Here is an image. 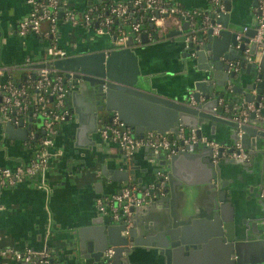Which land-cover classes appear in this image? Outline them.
<instances>
[{
    "label": "crops",
    "instance_id": "crops-1",
    "mask_svg": "<svg viewBox=\"0 0 264 264\" xmlns=\"http://www.w3.org/2000/svg\"><path fill=\"white\" fill-rule=\"evenodd\" d=\"M101 1L60 0L62 13L60 11L58 13L53 33L48 31V20H41L39 32L29 31L20 34L18 21L29 14L31 6L26 0H0V66L6 67V74L1 77L4 78L10 73L17 75L19 72L25 71L15 68V65L24 62L26 57L35 61L44 59L46 46L51 43L66 50L67 55L64 57L98 50H104L108 55L111 48L126 46L129 37H131L132 44L130 46L137 53L142 70L152 74L156 73L153 76V81L156 80L160 94L174 99L185 96L186 78L185 73L180 71L183 66L179 59V49L175 45L173 36L165 35L174 25H180L179 15L167 13L159 16L158 22L149 21V23L153 22L154 26L141 31V33L144 31L148 34L149 42L147 43H142L141 39L140 41L135 40L130 32H127L123 40H120L119 37L123 32L119 28H106L103 32H98L95 24L90 25L83 20L71 22L65 17L67 10L73 11L77 16H82L84 12L97 6ZM167 1L172 5L198 11L195 15L198 17L196 25L198 28L201 26L202 13L209 12L212 7L209 0ZM229 2L230 9L226 10L222 17L229 21L230 28L238 29L244 24L249 25L254 22L252 13L255 7L253 6L254 0H229ZM189 24L191 27L193 26L190 18ZM198 33L204 32L199 30ZM154 34H158L160 38L153 39ZM117 66L125 65L119 59ZM66 101L71 114L66 120L57 124L54 142L47 149L46 159L41 169L34 175L17 181L14 185L0 186V247L11 245L20 249L30 247L36 251H49L51 264H91L80 254L74 256L71 253L75 251L72 242H79L81 238L83 241L88 240L92 235L91 226L108 223L107 219L112 220L109 215L100 212L96 205V197L118 190L122 185L129 183L133 176L141 178V184H147L153 178V174L149 171L153 161L150 160L149 163L150 150H146L145 147L138 149L131 158L127 159L128 161L126 160L125 169L128 170L134 165V175H129L127 180H119L125 174L114 170L117 168L114 162L122 161L124 152L116 143L104 139L99 133L100 125L104 120L107 121L106 116L110 112L101 117L102 122L98 121L96 132L89 130L92 126L91 118L82 117V126L86 130L77 133L79 116L74 110V103L77 107L79 106L80 110L82 109V112L85 103L81 97L76 96L73 99L70 86ZM262 106L261 102L260 108ZM225 113L233 114V112ZM128 116L131 121L144 120L146 122L148 128L143 129L141 134L149 129L161 132L155 127L164 128L169 121L164 107L157 106L155 103H134ZM20 121H22V126L19 124ZM27 122L28 119L19 115L11 116L10 119L5 117L0 119V169L4 166L28 163L35 156L38 146L34 142V137L30 135V129L24 132V128L28 126ZM204 125V134L217 140H225V130L221 126L211 121ZM189 129L185 127V130ZM32 130L34 132L41 131L38 137L42 136L43 130L40 124H37V131ZM163 133L169 136L174 135V131L171 130ZM92 140H95L94 144H91ZM80 144H88V146H80ZM206 149L200 144L198 156L190 158L179 156L173 161H171L172 155L167 157L164 152L160 153L159 162L166 161L161 165L168 175L166 193L170 194L176 204L183 205L195 201V204L200 206L202 199L205 198L204 190L207 185L204 182L209 177L208 171L203 168L205 163H203L201 154ZM226 159L229 158L222 160L226 163L224 164L226 173L223 176L228 178L232 176V173L229 174L232 164L229 165L225 162ZM259 161L260 159L257 158L256 169L259 168ZM233 169L242 172L244 177L249 176V173L243 170L244 168L235 165ZM240 192L241 203L238 204V200L235 199L236 206L249 207V205H253L256 198V186L254 189H250L249 182L245 183ZM162 216L163 212L158 206L152 207L146 213L138 212L135 221L133 220V227L135 223L137 225L136 236L140 239L147 238L146 233L149 239H156L155 228L160 225ZM240 218L249 220L252 215L242 211L237 216V220ZM113 222L117 223L114 220ZM79 230H82L80 231L81 238ZM198 233L201 235L202 230H199ZM75 249L77 252L79 251L78 246ZM129 257L134 264H154L149 261L151 254H148L142 247H138ZM21 262L23 261L0 256V264H19Z\"/></svg>",
    "mask_w": 264,
    "mask_h": 264
},
{
    "label": "water",
    "instance_id": "water-1",
    "mask_svg": "<svg viewBox=\"0 0 264 264\" xmlns=\"http://www.w3.org/2000/svg\"><path fill=\"white\" fill-rule=\"evenodd\" d=\"M223 1L226 10H229V0ZM256 5L257 0H254L253 6ZM252 13L255 20L247 25L248 29L240 38H237L236 34L246 24L238 29H232L224 17L216 18V21L221 20L224 26L220 32L213 34L212 28L208 27L200 34L198 33L200 29L196 27L198 18L191 27L188 17L179 15L180 25H174L165 35L173 36L179 49V59L183 66L180 71L185 73L187 88L186 95L181 98L174 99L160 94L156 80L153 81L156 73L142 70L138 55L130 46L131 37L126 46L111 48L108 55L104 50H98L55 59L45 64L43 62L34 64L35 67L49 65L62 70L65 83L72 89L73 99L77 96L84 101L83 112L74 103V110L79 116L77 133L86 130L82 126V117L91 118L92 126L89 130L96 132L97 123L102 122L103 115L110 112L106 116L107 120H110L111 115L117 112L133 134L141 135L148 125L144 120L131 121L128 118L129 110L134 103H155L164 107L168 115L167 126L155 127L162 133L167 130L176 132L179 126H183L193 128L199 136L206 135L223 146L232 147L238 139L237 132L240 128L243 131L241 141L250 155V159L244 162L226 159L225 162L232 164L229 169L232 176L226 178L223 176L226 173L224 171L226 163L222 161L223 159L217 163L212 162L211 150L206 147L201 158L209 178L206 177L207 180L204 182L207 185L204 190L206 196L200 206H197L195 201L183 205L176 204L170 194L165 193L145 207L135 208L133 212L135 221L138 212L146 213L154 206L160 208L163 216L160 225L155 228L156 239H149L146 233L147 238L137 237L136 223L129 235H123V224L107 219L108 223L91 226L92 235L88 240H82L80 232L82 230H79L81 239L79 242H72L75 251L71 255L80 254L91 264H102L103 251L109 245H113L114 264H134L129 256L138 247L151 254L149 261L154 264H264V199L260 196L264 185V48L258 50L256 42L250 41L257 24L255 10ZM214 21L212 18L211 23ZM150 26H154V23L150 22ZM192 30L196 36L195 40L192 39ZM159 38L158 34L153 35V39ZM141 42H149L148 34L144 31L141 33ZM247 46L248 53L245 52ZM119 59L125 66H117ZM35 71L33 70V78ZM220 98L223 99L222 104L218 102ZM249 101H254L256 105L262 102L263 106L259 112L250 111L246 118L241 116L243 122L238 126L237 121L231 118V114L225 112L234 113L245 107ZM209 121L225 130V140H217L203 133L204 124ZM19 124L22 126V121ZM27 129L29 130L28 126L24 128V132H27ZM94 143L95 140H92L91 144ZM199 148L200 144H196L193 151L180 150L172 155L171 161L179 156L186 158L198 156ZM149 155L151 158L149 163L150 160L153 161L149 170L153 178L143 185L141 178L133 176L130 182L145 186L155 180L157 169L166 161L155 162L151 153ZM131 157L124 153L122 161L114 162L117 165L114 170L125 174L119 180H127L129 175H134V165L128 170L125 169L127 159ZM257 158L260 159L258 169L255 168ZM235 165L244 168L249 176L244 177L242 172L233 169ZM248 182L250 189L256 186L253 205L236 206L235 199L238 200V204L241 203L240 191ZM169 184L171 190L170 174ZM242 211L252 215V218L237 220ZM199 230H202L201 235L198 233ZM77 246L78 252L75 249ZM19 264L27 263L23 261Z\"/></svg>",
    "mask_w": 264,
    "mask_h": 264
},
{
    "label": "built area",
    "instance_id": "built-area-1",
    "mask_svg": "<svg viewBox=\"0 0 264 264\" xmlns=\"http://www.w3.org/2000/svg\"><path fill=\"white\" fill-rule=\"evenodd\" d=\"M212 6L211 14L209 12L202 13L200 30L205 32L208 27L212 28L213 34H218L224 27L221 20L226 11L223 0H209ZM31 6L28 15L22 17L18 21V32L25 34L29 31L39 32L41 20L49 21L50 33L55 29V23L60 11L59 0H26ZM144 5L153 10L150 11L148 19L150 21H159V16L163 14L174 13L190 18L191 23L195 24L194 17L198 11L186 9L167 0H126L121 2L111 1L109 5L95 6L88 9L77 16L71 10L65 12V17L71 22L85 21L90 25L95 24L98 32H103L114 20L129 21L131 6L137 7ZM256 12L257 24L254 27L255 33L250 37V41L256 42L258 50L264 48V0H257L254 7ZM132 15V14H131ZM215 21L211 23V19ZM141 18H135L129 23V30L133 34L134 39L140 41L141 37ZM193 21V22H192ZM248 26L245 25L237 32V38L243 34ZM123 34L119 39L123 40L127 32L121 31ZM193 33V30H192ZM192 39L196 36L193 33ZM249 47L245 48L248 53ZM67 55L64 48L57 46L55 43L46 46V56L41 61H35L30 57H26L24 62L15 65V68L29 71L28 75L35 77L32 81L27 80L21 84H17L8 79L5 75L6 67L0 66V119L2 117L11 118V116L28 117L39 116L42 118V136L39 138V144L35 156L28 163L16 164L14 166H4L0 169V186H11L17 181L28 176L34 175L41 169L46 159L47 149L54 142V136L57 131V124L70 116V108L67 106L66 95L69 91V85L64 81L63 71H59L54 66L43 65L35 67L34 64L43 62H52L57 58ZM251 60L252 58L249 57ZM35 88L36 94L29 98L28 88ZM192 100V97H191ZM193 101V100H192ZM219 104L223 103V99H219ZM260 104L256 105L254 101L247 102L246 106L238 109L231 114V118L236 120L238 126L243 122L241 116L246 118L250 111L259 112ZM242 129H238V139L232 147L223 146L221 143L207 137L206 135H198L193 128L185 130V127L179 126L174 135H167L162 132H156L149 129L144 134L136 135L131 132L130 127L119 118L117 112L112 114L111 119L103 121L99 127V133L104 139H108L118 145V147L127 155L132 156L138 149L147 147L150 150L152 158L155 162H159L160 153L171 156L180 150L192 151L196 144H202L211 150V161L219 162L223 158H231L238 162H244L249 159V152L241 141ZM30 135L34 137L36 132L30 129ZM167 172L161 167L156 171V178L148 185L142 186L135 182H129L122 185L118 190L107 195H99L96 197V205L100 212L108 214L115 222L123 224L122 234L129 235L133 227L132 214L135 208L144 207L153 198L161 197L166 193ZM261 196L264 198V187L261 190ZM115 249L113 245H109L104 251V261L102 264H114L113 256ZM0 256L12 260L24 261L27 264H51V254L49 251H36L30 247L16 248L11 245L0 247Z\"/></svg>",
    "mask_w": 264,
    "mask_h": 264
},
{
    "label": "trees",
    "instance_id": "trees-1",
    "mask_svg": "<svg viewBox=\"0 0 264 264\" xmlns=\"http://www.w3.org/2000/svg\"><path fill=\"white\" fill-rule=\"evenodd\" d=\"M60 2V0H59ZM110 0H102L97 6H102V5H109L110 4ZM61 3V2H60ZM150 11L152 12L153 10H151L150 8L145 7L144 5H140L137 7H133L131 6V10H130V18L129 21H123L121 19H119L117 22H115V20L109 25L108 28L112 29V28H119L120 31H124V32H130L129 30V23L132 22L135 18H141L142 20L140 21L141 24V29H150V23H149V19H148V15L150 14ZM132 14V15H131ZM196 18L198 17H194V21L196 20ZM49 24V21H48ZM131 33V32H130ZM29 71H21L19 72V74L14 75L12 73H10L7 77L8 79L12 80L13 82L17 83V84H21L23 82H26L27 80L32 81L33 78L31 75H28ZM28 93H29V98L31 96H34L36 94V89L35 88H28ZM29 118V117H28ZM37 124H42V118L39 116L36 117H32L31 119L28 120L27 125L29 127V129H34L35 131H37ZM35 127V128H33ZM41 133V131L36 132V135L34 136V142L37 143V145L39 144V137L38 135Z\"/></svg>",
    "mask_w": 264,
    "mask_h": 264
}]
</instances>
